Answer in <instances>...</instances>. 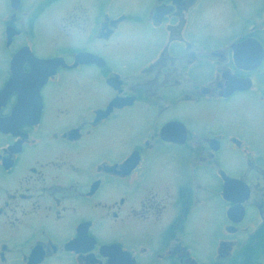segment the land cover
<instances>
[{
    "label": "flooded vegetation",
    "instance_id": "obj_1",
    "mask_svg": "<svg viewBox=\"0 0 264 264\" xmlns=\"http://www.w3.org/2000/svg\"><path fill=\"white\" fill-rule=\"evenodd\" d=\"M0 264H264V0H0Z\"/></svg>",
    "mask_w": 264,
    "mask_h": 264
},
{
    "label": "water",
    "instance_id": "obj_2",
    "mask_svg": "<svg viewBox=\"0 0 264 264\" xmlns=\"http://www.w3.org/2000/svg\"><path fill=\"white\" fill-rule=\"evenodd\" d=\"M168 127L169 126L165 127L163 130H165ZM228 188H229V184H225V186H224V192H226L228 190ZM224 196H225V194H224Z\"/></svg>",
    "mask_w": 264,
    "mask_h": 264
}]
</instances>
